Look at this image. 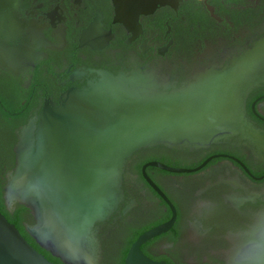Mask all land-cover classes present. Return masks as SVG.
Listing matches in <instances>:
<instances>
[{"label":"flooded vegetation","instance_id":"af4514ba","mask_svg":"<svg viewBox=\"0 0 264 264\" xmlns=\"http://www.w3.org/2000/svg\"><path fill=\"white\" fill-rule=\"evenodd\" d=\"M141 9L129 14L114 0H0L2 198L17 147L33 139L46 100L58 102L101 71H155L178 84L195 69L229 67L264 49V0H166ZM242 116L237 132L207 146L156 144L125 159L122 198L93 227L98 264H119L127 238L172 215L144 178L147 163L191 169L207 159L190 172L144 167L176 215L171 228L141 250L167 264H228L236 235L247 229L238 226L252 225L264 211V78L247 89Z\"/></svg>","mask_w":264,"mask_h":264},{"label":"water","instance_id":"95a60500","mask_svg":"<svg viewBox=\"0 0 264 264\" xmlns=\"http://www.w3.org/2000/svg\"><path fill=\"white\" fill-rule=\"evenodd\" d=\"M118 9L137 15L166 0H114ZM229 67L193 70L176 83L155 71L130 74L101 71L81 89L69 88L58 102L46 100L36 114L33 139L17 147L14 172L3 198L29 208L34 222L26 231L43 249L64 264H98L99 244L93 227L119 204L124 161L141 148L156 144L204 147L237 132L247 89L264 78V49ZM33 123V121H31ZM174 168L171 172L202 167ZM145 165V166H146ZM144 166V167H145ZM149 185L170 206L171 217L140 233L130 244L124 264H167L147 256L141 245L166 232L175 209L146 175ZM264 235V211L236 235L228 264H243L240 251ZM0 264H54L37 251L0 211ZM264 264V260L260 261Z\"/></svg>","mask_w":264,"mask_h":264},{"label":"trees","instance_id":"16d2710c","mask_svg":"<svg viewBox=\"0 0 264 264\" xmlns=\"http://www.w3.org/2000/svg\"><path fill=\"white\" fill-rule=\"evenodd\" d=\"M0 211L7 218V220L13 223L20 233L25 237V239L39 252H41L48 260L52 261L54 264H64L58 257L53 256L49 251L43 249L39 246L35 240L29 235L26 231L25 226L23 224L24 221H27L29 224L33 223V219L30 216V210L23 204L15 203L12 209H8L2 198V187L0 185ZM144 231V229L136 232L132 237L127 238L125 242L119 247L116 259L119 264H123L124 257L126 255L127 249L129 248L132 241Z\"/></svg>","mask_w":264,"mask_h":264},{"label":"clouds","instance_id":"9594fccd","mask_svg":"<svg viewBox=\"0 0 264 264\" xmlns=\"http://www.w3.org/2000/svg\"><path fill=\"white\" fill-rule=\"evenodd\" d=\"M238 227L248 228L249 224L239 225ZM240 259L243 264H260V261L264 260V235H258L248 247L240 251Z\"/></svg>","mask_w":264,"mask_h":264}]
</instances>
